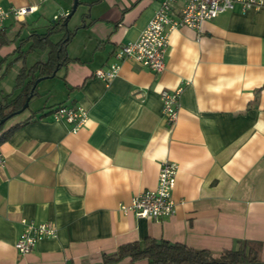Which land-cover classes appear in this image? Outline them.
Returning <instances> with one entry per match:
<instances>
[{"label": "crops", "instance_id": "1", "mask_svg": "<svg viewBox=\"0 0 264 264\" xmlns=\"http://www.w3.org/2000/svg\"><path fill=\"white\" fill-rule=\"evenodd\" d=\"M73 1L0 0L4 8H37L0 25V83L8 73L14 84L10 92L0 88V100L22 91L16 77L27 54L14 40L46 31L67 17ZM79 1L68 21L70 30L78 27L67 45L71 61L37 84L34 98L46 97L44 104L5 126L19 125L0 144V264H101L121 244L148 237L215 254L239 241L261 242L264 261V7L236 6L200 28H174L163 72L127 58L106 82L94 72L115 61L120 44L139 38L163 0ZM182 5L174 4L176 15ZM16 53V63L6 66ZM178 87L179 115L170 124L161 92ZM61 104L88 109L86 125L72 132L55 121L51 111ZM34 113L40 118L26 122ZM169 160L179 165L176 213L164 219L124 213L121 205L157 186ZM23 219L50 221L57 236L20 254L15 242ZM113 264L149 263L126 257Z\"/></svg>", "mask_w": 264, "mask_h": 264}, {"label": "built area", "instance_id": "2", "mask_svg": "<svg viewBox=\"0 0 264 264\" xmlns=\"http://www.w3.org/2000/svg\"><path fill=\"white\" fill-rule=\"evenodd\" d=\"M182 2L179 15L175 14L174 4ZM239 6L242 11L264 7V0H163L155 12L151 22L146 25L138 39L122 43L115 51V61L109 67H99L94 75L103 81L110 82L119 73L120 61L135 59L155 72H163L166 68L165 56L169 46L171 30L182 25L200 28L206 20L219 14L233 10ZM36 6H20L4 8L0 6V25L6 19L22 20L36 11ZM183 88L162 90L161 99L163 113L168 123L176 122L179 115L180 96ZM55 121L71 125V131L77 132L88 121V109L80 104H61L51 111ZM5 164V157L0 153V166ZM179 165L176 162H163L158 171L157 186L154 189H143L132 197L130 205H121L124 213H134L137 217L164 219L173 216L176 202L173 197ZM23 231L15 242L20 254L31 252L37 243L45 238L57 236V227L50 221L36 222L23 219Z\"/></svg>", "mask_w": 264, "mask_h": 264}, {"label": "trees", "instance_id": "3", "mask_svg": "<svg viewBox=\"0 0 264 264\" xmlns=\"http://www.w3.org/2000/svg\"><path fill=\"white\" fill-rule=\"evenodd\" d=\"M77 29L78 27L75 30H70L68 24H66V17H59L48 24L46 31H33L28 37L21 40L17 52L41 50L43 55L31 66L23 65L19 71L15 87L22 88L20 95L14 99L5 96L0 100V144L19 126L15 125L5 129L8 120L17 115L16 111L21 110L31 93L30 101L34 96L38 95L37 86L34 87L36 80L38 78L45 79L56 76L59 69L71 61L67 45ZM58 34L62 35L61 38L54 40V36ZM27 44H29L27 51H22ZM5 117H7L6 121L1 123V120ZM38 118L40 117H37L36 113H34L26 119V122ZM261 249V242L244 240L239 241L238 248L225 249L219 254H215L209 249L199 250L184 243H172L165 239L157 240L148 237L142 241L132 240L121 244L116 252L104 254L101 264H113L126 257H129L133 262L146 259L149 264H238L260 262L262 261L260 258Z\"/></svg>", "mask_w": 264, "mask_h": 264}, {"label": "rangeland", "instance_id": "4", "mask_svg": "<svg viewBox=\"0 0 264 264\" xmlns=\"http://www.w3.org/2000/svg\"><path fill=\"white\" fill-rule=\"evenodd\" d=\"M42 19H44V18H42ZM26 36V34L25 33H23V35H22V37H25ZM14 43H15V45L16 46H18V43H20V40H19V38H17L16 40H14ZM27 48H28V45H25L24 47H23V51H27ZM43 53V51H41V50H36V51H33V52H26V54H27V57H25V59H24V62H25V64L27 65V66H30V65H32L39 57H40V55ZM18 53H16L15 54V56H12V57H9V60H8V62H6L7 64H6V66H8V64L10 65V66H12L13 64H15L14 63V59H15V57H16V55H17ZM43 55V54H42ZM20 63H22V61L20 62ZM20 63L18 64H16V66L15 67H18L19 65H20ZM5 76H7V82H6V80H5V82L4 83H0V88L1 87H5L6 88V90L5 91H8V92H10L11 91V89H9L10 87H9V85L11 84V86L13 87L14 86V84H13V80H11V79H9V78H11V74H8V73H6V75ZM47 81H49V80H47ZM51 81V80H50ZM45 83H47V82H45ZM8 88V89H7ZM43 89L42 87L40 88H38V90L39 91H41V90ZM45 100H47V98L45 97H43V98H41V99H39L38 100V98L37 97H35L34 99H33V101L31 102V104H30V106L28 107V111H31V110H33V109H35V108H37L38 106H40L41 104H44L46 101ZM45 101V102H44ZM17 116V115H16ZM13 119H15V116L14 117H12V118H10L9 120H8V125L10 124V123H12V121H13Z\"/></svg>", "mask_w": 264, "mask_h": 264}, {"label": "water", "instance_id": "5", "mask_svg": "<svg viewBox=\"0 0 264 264\" xmlns=\"http://www.w3.org/2000/svg\"><path fill=\"white\" fill-rule=\"evenodd\" d=\"M78 1H79V0H74V1H73L74 4H73V7H72V10H71L70 13H68V15H67V17H66V24H68V20H69L70 16L72 17V15L75 13V11H76V9H77V7H78V5H79V2H78ZM42 79H43V78H38V79L36 80V82H35L34 87H36L37 84H38ZM31 96H32V93H31V95L26 99V102L24 103V105H23V107L21 108V110L16 111L17 114L20 113V112H22V111L25 110L26 108H28V106H29V102H30V99H31ZM6 119H7V117L3 118V119L1 120V123H4V122L6 121ZM238 264H264V261H260V262H248V263H238Z\"/></svg>", "mask_w": 264, "mask_h": 264}]
</instances>
